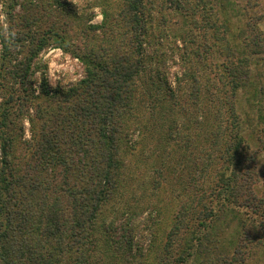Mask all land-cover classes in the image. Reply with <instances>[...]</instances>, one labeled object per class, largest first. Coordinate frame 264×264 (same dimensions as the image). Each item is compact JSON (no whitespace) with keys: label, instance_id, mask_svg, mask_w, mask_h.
Wrapping results in <instances>:
<instances>
[{"label":"trees","instance_id":"16d2710c","mask_svg":"<svg viewBox=\"0 0 264 264\" xmlns=\"http://www.w3.org/2000/svg\"><path fill=\"white\" fill-rule=\"evenodd\" d=\"M163 1L166 5L160 4L159 11L181 15L182 31L176 38L183 50L171 61L177 66H203L197 49L185 53L187 44L196 39L206 43L201 33L183 31L190 15L193 30L208 32L213 42L210 47L219 46L222 61L217 66L222 71L220 76L213 74L212 79L193 87V97L198 94L196 105L203 104L206 114L192 118L193 127L202 129L192 139L187 136L192 131H179L171 118L169 111L172 113L177 103L171 105L167 98L172 102L173 94L165 90L163 98L160 84L150 95L153 103H163L162 111H151L160 136L156 145L169 147V142H175L184 151L178 155L180 163L196 167L197 175L185 185L186 194L191 196L190 207L181 208L173 217L171 231L160 242L154 264H248L254 259V247L264 246V196L256 194L255 187L261 180L255 173L257 153L240 135L234 101L236 92L250 87L253 92L246 102L248 108L255 107L257 114L264 110V33L252 13L257 5L243 0ZM158 2L121 0L114 18L121 35L112 27L107 29L110 46L92 45L80 57L87 61L85 77L59 102L49 105L59 112L52 121H45L40 144L25 146L26 151L18 150L16 156L13 153V163L9 137L0 136V264L99 261L93 255V226L102 208L119 191L125 168L120 144L128 139L127 120L136 109V84L151 63L145 48H150L152 15ZM31 18L28 22L36 26L39 20L30 14L22 16L23 25ZM199 73V69L183 71L181 82H187L190 76L197 82ZM7 74L17 77L13 71ZM216 85L218 96L214 93ZM7 101L12 102L10 97ZM7 111L1 113L0 129ZM45 116L50 117L41 110L36 117L40 120ZM164 116H168L165 121ZM256 119L260 124L258 115ZM132 126H138L140 140L142 128L139 124ZM142 131L145 134L149 129ZM260 143L264 150L263 141ZM117 215L120 212L111 217ZM107 225L112 229V219ZM126 229L124 256L143 258L140 243L133 242L138 231L136 223ZM132 242L134 247L130 248ZM119 244L113 249L119 251Z\"/></svg>","mask_w":264,"mask_h":264},{"label":"rangeland","instance_id":"374dc122","mask_svg":"<svg viewBox=\"0 0 264 264\" xmlns=\"http://www.w3.org/2000/svg\"><path fill=\"white\" fill-rule=\"evenodd\" d=\"M159 1L152 15L153 34L150 36L152 38L150 48H145V56L152 58L151 63H148L149 67H145L146 73L142 74L141 81L136 84V109L133 117L127 120L130 125L128 139L120 144L125 168L119 182V191L110 203L102 208L93 226L95 230L92 237L96 242L93 255L99 259L96 264H154L160 250V242H163L171 231L173 217L181 208L190 207L191 204V196L186 194L185 185L196 175V167L187 163L184 167L180 163L178 155H182L184 151L179 150L175 142H169V147H166L167 144L156 145L160 136L158 127H155V119L151 118V111H162L160 108L163 103H153L150 95L156 93L160 84L163 98L166 96L165 90L173 94L172 102L167 98L171 105L174 101L177 103L172 106L173 112L169 111L171 118L176 120L179 131L186 132L187 128L190 129L192 132L187 136L192 139L195 132L200 129L193 127L195 124L192 118H203L206 114L203 104V107L196 105L198 94L197 97H193V87L202 84L206 79H212L213 74L220 76L222 69L217 65L222 61L221 50L218 45L210 47V43L213 42L208 32L193 30L191 24L193 17L188 15L183 31L194 35L201 33L205 36L206 43L196 39L187 44L185 53H193L197 49L199 61L203 66L198 67L196 64L195 67H186L173 63L171 59L183 50L176 38L179 31H182L179 30L182 24L181 15L169 10L159 11L160 4L166 5L165 1ZM243 1L246 4L250 1L251 5H257L256 9H252V13L254 18L260 21L259 28L264 33V0ZM0 5H3L0 11L7 17L5 22L0 23V121L1 113L8 109L5 112L7 117L3 119L5 125L0 129V136L9 137L8 142L10 141L12 149L10 158L14 163L13 153L16 156L18 150L26 151L25 146L40 144L39 135L45 128L47 123L45 121H52V117L59 112L54 111L55 106L49 105L59 102L68 90L78 86L84 79L87 61L80 57L87 49L92 48V45L102 48L110 46L107 29L113 28L121 35L122 29L116 25L114 18L122 4L121 0H0ZM97 7L106 13V16L103 14L102 22L92 24L90 21L96 16L93 9ZM26 14L37 18L38 24L35 26L29 23L28 21L33 20L31 18L23 25L22 16ZM230 22L235 23L234 20ZM4 23L8 26L6 31ZM99 26L102 27L99 29ZM57 48L62 50L63 55L57 56L52 51ZM174 59L176 61V58ZM197 69L200 70L196 76L197 82L189 79L191 76L187 82H181L180 76L183 71ZM11 71L16 72L15 79L7 74ZM218 89L216 85L214 93L217 96ZM250 92H253L250 87L244 92H236L234 106L239 118L240 135L249 145V149L257 153L255 173H259L261 180L255 188L256 194L260 197L264 196V150L260 143V140L264 143L262 122L264 110L257 114L255 107L248 108ZM9 97L12 102L7 104ZM41 110L50 117L45 116L38 120L36 116ZM187 113L188 117L185 116ZM257 115L260 124L256 119ZM167 117L164 116L162 120L165 121ZM25 118L31 125L30 139L24 138ZM136 124L142 128L140 140L137 139L138 126L135 128L132 126ZM148 129L149 131L144 134L142 130ZM48 131L49 129H46V133ZM199 154L201 155L200 151ZM199 154L197 153V157L201 158ZM2 156L3 152L0 149V161L3 159ZM114 212H120V215L111 217ZM111 219L114 223L112 229L107 225ZM131 223L137 225L138 231L133 242L137 240L140 243L143 258L124 256L125 251L122 247L126 246L124 242L128 233L126 226H130ZM228 232L229 230L224 236ZM133 242L130 248L134 247ZM117 244L120 247L119 251L113 249L118 246ZM252 251L254 259L248 264H264V246L261 244Z\"/></svg>","mask_w":264,"mask_h":264},{"label":"clouds","instance_id":"9594fccd","mask_svg":"<svg viewBox=\"0 0 264 264\" xmlns=\"http://www.w3.org/2000/svg\"><path fill=\"white\" fill-rule=\"evenodd\" d=\"M2 8H3V5H0V10H2ZM93 11L96 13V16H95V19H93L92 21H90V23L95 24V23H98V22H102L103 21V14H102L101 9L99 7H97L95 9H93ZM6 19H7V17L2 14V11H0V23L5 22ZM7 27H8L7 24L4 23V29H5V31L7 30ZM13 35H14V33H13ZM52 51H54L57 56L63 55L61 49H58L57 48V49H54ZM49 55H51V52L49 53ZM54 66L55 65H53V67ZM24 127H25L24 138L25 139H30L31 138V133H30L29 129H30L31 125H30V122L28 121L27 118H25V120H24Z\"/></svg>","mask_w":264,"mask_h":264}]
</instances>
